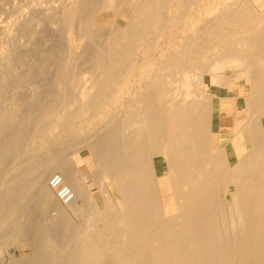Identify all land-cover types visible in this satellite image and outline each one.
Masks as SVG:
<instances>
[{"label":"bare ground","instance_id":"obj_1","mask_svg":"<svg viewBox=\"0 0 264 264\" xmlns=\"http://www.w3.org/2000/svg\"><path fill=\"white\" fill-rule=\"evenodd\" d=\"M78 1L80 8L87 7L85 0ZM93 1L92 5L89 0L85 14L82 11L85 17L81 12L85 30L93 26L100 10L110 9L113 23L108 25L104 45H120V50H98L95 62L101 71L96 68L91 84L85 83L78 94L69 90L76 86L80 72L68 75L64 70L61 79L56 78L58 92L48 96L53 98L50 103L39 106L34 117L21 119L19 130L7 139L8 147L3 148L6 141L0 140V148H9L18 158L0 183V232L11 228L3 245L27 246L28 256L34 257L39 249L56 245L52 227L62 223L69 235L80 231L79 236L74 234L79 239L68 264H264V0ZM70 14L65 20L72 21ZM147 36L149 46L138 48L137 41ZM160 39L164 42L158 47L155 43ZM133 45L144 68L137 69L136 81L144 82L147 91L138 90L132 100H125L130 91L125 84L134 71ZM152 49L160 55L158 63L147 61ZM113 65L123 67L117 71ZM233 81L246 94H233ZM11 99L0 102V131L18 119ZM104 118L108 125L100 138L90 145L78 141L69 145H75L72 151L89 149L96 165L89 177L99 186L100 204L81 179L71 149L63 159L51 157L44 165L36 160L30 183L23 181L31 165L26 172L21 155L36 151L45 137L55 135L48 136L47 131L65 132L77 121ZM30 188L36 216L47 212L58 219L38 229L34 241L21 236L19 225ZM53 252L50 249L48 254ZM8 258V263L17 264L24 257Z\"/></svg>","mask_w":264,"mask_h":264},{"label":"rangeland","instance_id":"obj_2","mask_svg":"<svg viewBox=\"0 0 264 264\" xmlns=\"http://www.w3.org/2000/svg\"><path fill=\"white\" fill-rule=\"evenodd\" d=\"M85 1H86V3H88V5H85V6H87L86 8L88 9L90 7L89 5L92 3V0H90L91 3H89V0L88 1L85 0ZM98 1H100V0H96V2H98ZM70 2H74V0L73 1L72 0L71 1L70 0H0V102H2L5 99V97L12 98L13 101L11 102L10 106L12 108L18 109L15 113V115L18 117L17 121H12L11 122V124L13 123L12 125H10V123H9L6 126V128H4L0 131V140H3V142L6 141V143H7V141H8L7 139H9V137H11L13 132H16L17 130H19V125H20L22 118H24L25 116H28V115L34 117L35 114L37 115L36 112H38L37 110L39 109V106L41 107L40 109H42L43 106L45 107L48 105L47 103H50V100L53 99V98H51V97H53V94L55 95L58 92L56 90H59V87H58L59 81L57 82L58 79H56V78H59V80H60L62 77V75H60V74H64V73L69 72L68 75H70V73H72L74 75V74H76L75 72H77V74L80 72L78 74L80 76V79H77V77H76V79L78 80L76 82V86L74 83L71 86V90H69L70 89L69 86L71 84H67V85H69L68 86L69 89L68 88L67 89L69 90L70 93L72 91L73 94H78L82 88L87 87V85L91 84V78H90L91 74L94 75L98 70H99V72L101 71L100 70L101 67L99 66L100 67L99 68L95 62V55L96 56L99 55L101 53V51H102V53H105V52L108 53L109 51L116 53L118 51L119 47H121L120 45H119V47H118V45L116 46L118 48L113 46L114 48L117 49V51H116V49L113 50V47H111L110 44H109V47H111L110 49L108 46L105 48V45L108 44L107 43L108 40L106 39V38H108V35H109L108 25L111 23V20L113 23V15H112V12L110 9L100 10L99 11L100 13L97 16H95V19L93 20L95 25L93 23H91V24H93V26H89L90 28L88 27L89 29L85 30V27H87V26L85 25V21L83 22L84 18L82 19L81 17L84 16L86 8H80L78 0H75V2H74L75 5H73L74 3L70 4ZM93 2H95V1H93ZM103 2H104V0H103ZM69 4H70V7H69ZM76 4L79 6L75 7ZM93 4L94 3H92V5ZM63 5H68L67 6L68 8L66 6H63ZM63 7H66V9H68L69 11L68 10L66 11V9ZM77 8H80L81 10L77 11L78 10ZM73 9H74V11L72 12ZM82 11L84 12V14ZM64 12H66V13H64ZM81 12H82L83 16L81 15ZM69 13L72 14V15L70 14L71 16L74 15L73 18L70 16L72 21L65 20L66 17L69 16ZM64 14H66V15H64ZM63 16H64V18H63ZM78 16H80V17H78ZM109 17H110V19H107ZM74 18H76L77 21ZM73 19L76 21L75 26L73 25L74 24ZM79 19L80 20L82 19L83 23ZM66 21H68V22H66ZM78 21H80L81 24H79L80 22H78ZM118 21H119L120 25H123V21H121L120 17L118 18ZM69 22H70L71 26L72 25L74 26V27H72L73 29L71 28ZM77 24L82 25V27L79 25L77 26ZM67 25H69L70 27H68ZM65 27H67V28H65ZM75 27L77 28V30L75 29ZM80 27H81V29H80ZM83 27H84V29H83ZM105 27L108 30H104V29H106ZM91 28L92 29L94 28V29L91 30ZM95 28L97 30H95ZM78 29H79V31L81 30V32H79ZM98 29L100 31L102 30V32H104V31L106 33L108 32V34L105 33L106 34L105 35L102 32H101V34H99L100 31H98ZM67 30L69 31V33ZM70 30L72 32H70ZM82 30H84V32ZM90 30L94 31L96 34L98 33L97 35L99 37L94 32H93L94 33L93 34ZM73 32L75 34H73ZM70 33H72L73 35H77V34L78 35L73 36L74 37L73 38L72 34L69 37ZM91 34H93V35H91ZM95 35H96V37H95ZM100 35H102V36H100ZM92 36H94V38H92ZM105 36H106V38H105ZM69 38H73V40L72 39L70 40ZM145 38L148 39L147 41H144L146 43L143 42V40H145ZM100 39H103V40H100ZM162 40L163 39L158 40V42H156L155 44H157L158 47H161L163 45L162 42H164V40L163 41ZM123 41L124 40H122L120 42H123ZM149 41L151 43V40L148 38V36L144 37L143 39L140 38L137 41L139 43V44L137 43V47L138 48H140L141 46L145 47ZM100 43H103V44H100ZM150 43H148L147 45L149 46ZM142 44H144V45H142ZM155 44L153 43L154 46H156ZM133 47H134V45H133ZM103 48L105 49L104 52H103V50H104ZM134 49H135V47L132 49L133 52L131 50V53H133L135 55L131 54V57H130V58H132L131 60L135 61V62L131 61L133 68H134L133 69L134 71H132V74H130L129 81L130 82L133 81L131 84L133 86L135 84V86L133 87L130 84V82H127L125 84V87H126V85L129 84V87L126 88V90L127 89L130 90V91L128 90L129 94L127 92L124 94L123 99H125V100H127L129 98L132 100L133 97H135L138 90H139L138 93L141 92L142 94H144L147 91V87L145 86L144 82H141L140 80L136 81L138 76H139L138 73L140 71H142L144 68H142V67H141L142 69L140 68V66H141V65L139 66V64H141L139 61V60H141L140 53ZM98 50L100 51V53H98L99 52ZM156 52H157V54H156ZM93 53H96V54H93ZM136 53H139V54H136ZM149 53L153 54V55L152 56L150 54L148 55L149 56V59H147L148 62H149V60H150V62L152 61V63L153 62L158 63L160 61V55H158L159 54L158 51H156L155 49H152V51ZM64 56H65V59H64ZM93 57H94V59H93ZM133 58H135V59H133ZM154 58H156V59H154ZM106 60L108 61V59H106ZM157 60H158V62H157ZM91 61L92 62L94 61L93 64ZM136 64H138V66ZM93 65H95V66H93ZM113 66H115V67H113L114 70L117 69V71L118 70L121 71V69L123 67L122 65H119L121 68L120 69L118 65H113ZM116 66H118V68H116ZM135 66H137V67H135ZM62 67H64V68H62ZM61 68L63 71L61 70ZM65 68H67V69H65ZM95 69H96V72H95ZM137 69L139 70V72H137L138 71ZM59 70L61 71V73H57ZM64 70H66V71L64 72ZM229 70H231V68H226L227 73L230 72ZM84 71H85L86 75L84 74ZM62 72H64V73H62ZM92 72H94V73H92ZM56 73L58 76L56 75ZM80 74H82V75H80ZM179 74H180V72H178V74H176L177 78L180 77ZM79 76H78V78H79ZM132 76H134V77L132 78ZM83 77H85L87 79L89 77L90 80L88 79V81H87V79H85V81H84ZM134 81H136V82H134ZM137 82H139L138 84H141V85L138 86ZM85 83H87V85ZM137 88H139V89H137ZM140 89L141 90L143 89L144 91L143 90L140 91ZM230 89L232 90L233 94H236L238 92L241 95H243V94H246V92H247L246 89L238 88L236 82H234V81L230 85ZM224 91L225 90H222V91H220V93L225 94ZM49 95L51 96L50 97L51 99L48 98ZM217 100H218L217 97H214V101H215L214 110L215 111H217V109H218V105L216 103ZM231 102H233V101H231ZM45 103H46V105H45ZM31 121L32 120H30V122ZM107 121H108V118H104L102 120H95L92 122L91 121H82V123H81V121H80V123L77 121L75 123L76 125H73L74 127L75 126L77 127V130H76V128L73 127L74 129L73 128L68 129V131H65V132L61 131L59 128H55V130L52 129V130H50V132L47 131L46 134L48 136L51 134H55V135H52L51 137L49 136L47 138L45 137V140L47 139L46 142L43 145L42 144L39 145L40 147H38V149L36 151L33 150V152L32 151L29 153L26 152L25 155L26 156L28 155L27 157H29V158H26V156L21 155V158L23 157L22 159L24 161V162L22 161V164L24 163L23 165H26L25 166L26 172H29L30 171L29 169H31L32 166H34V165H35L34 167H36V166H38L37 164H39V166H40V163H42L43 165L45 163H49L50 162L49 160H51L53 157H59V158L65 157V153H69L70 149L72 151V149L76 148L75 145L72 148H70V146H69L70 143L74 144V142L78 141V143L79 144L81 143V145H83V146L86 144L88 145L89 143L91 144V142L93 143L94 140L96 141L98 138L101 137L102 133L104 132L103 130L108 125ZM30 122H29V125L27 126V128H30V125H31ZM78 123L81 124L80 127H79ZM23 127H25V125ZM23 127H22V129H23ZM29 130H27L26 135H24V134H22V135L27 136ZM72 130H73V132H72ZM48 132L50 134H48ZM66 132H68V133H66ZM60 133L62 135L61 136L62 138L59 137ZM47 135H44V136H47ZM55 136H56V138H55ZM58 137L60 138L61 144L58 143L59 142ZM67 137H69V138H67ZM48 139H52L53 142H51V144H50V140H48ZM54 140L57 141V142H55L56 144L54 143ZM68 140H70L72 142H70ZM47 141H49V142H47ZM6 143L5 142L2 143L3 145L1 144V146H3V148H4V146L8 147V143L7 144ZM76 146H78V148L80 147V145H76ZM1 148H0V150H1V152H0V155H1L0 156V183L2 182L3 179L6 178L5 176L7 174H10L9 168L13 164L14 158H17V157H14L12 151L8 150L9 148L7 149L5 147L6 150L5 149L3 150V148L2 149ZM3 151L5 152V154ZM6 151H8V153ZM72 152H73L72 153V159L74 160L75 164L77 165V167L80 171L81 177H82V178L81 177L80 178L85 182V184L93 192V194H95V196L99 200V204H100L101 203V200H100L101 196H100L99 186L96 185L91 180V177H89V176L93 175V172L96 168V165L94 163L93 157H92L89 149H87L86 147H83L79 151L73 150ZM31 153L34 154L33 157H32ZM2 154H4L3 158H1ZM24 158H25V160H27V159L28 160L25 161ZM36 160L38 163L36 162ZM31 161L33 162L32 163L33 165L31 164ZM28 165H31V167ZM34 167L32 169H34ZM32 169L29 173H26V175H24V178H23L24 182L30 183V177H32ZM58 174H59V172H57L55 175H58ZM25 177H27L26 181H25ZM28 177H29V179H28ZM73 181L78 182V178H74ZM64 186H67V184ZM30 190H32V188H30ZM30 190H29L30 194H28L29 192L27 193V196L28 195L29 196L28 197L26 196L29 199H27L26 204H24V206H22L23 210H22V216H21V220L19 222V225L21 226V229H22L21 236L23 238L27 239L28 241H34V239H36L34 237H36L38 229H42L44 226H46L47 222H51L53 220L57 221L58 219H55L54 215H51L49 212H48L49 214H46L47 212L42 213V215H41L42 217H39V215H38V217L36 216V214H35L36 212L33 208V206H35V204H33V202H34L33 200L35 197L34 193H33L34 190H32V191H30ZM2 191H3V188L0 186V195L2 194ZM31 192L33 193V197L31 195L32 194ZM55 194H56V191H55ZM46 216H47V218H46ZM75 221H76V223L79 222L76 219H75ZM8 222L10 223V221L8 220V221H6V225L9 226L10 224ZM61 224L59 223L58 227L57 226L52 227V229L54 230L53 232H55L57 235L56 236L57 237L56 245L55 246H49L50 248H48V247L47 248H41V249H46V250L43 251V250L39 249V251H37L39 253L34 254V257L37 256L39 258V261L43 260L44 262H42V263H44V264H51V263L52 264H68V261L70 260L69 257L72 255L70 253L71 252L73 253L72 250L74 249L75 243L77 242L76 237H78L80 235L79 234L80 231H78L79 229L77 228L78 230L77 229H75V230L78 231L79 233H76V232L74 233V230L72 229L73 233L70 232V235H69L68 234L69 232L68 233L66 232L68 230H65V231L63 230V225H65V224H62V225ZM6 225H4V227ZM4 227H3V229H4ZM5 229L8 230V233H7V230H5L6 232L5 231L3 232L2 228H1L2 233L0 232V242H3L2 244L0 243V247H2V248H0V256L2 255V257H0V259L1 260L3 259V262L0 260V263L2 262L1 264H10V262L8 263V261H9L8 257H10V255H14L15 257H18V258L19 257L22 258V256H23L24 257L23 260L25 262L22 260L24 263H22V261L20 263V261H19L18 262L19 264H28V263H26L27 260H25V259H29L31 261L35 260L37 262L38 258L33 259L34 258L33 256L32 257L28 256V254L30 253L29 247H27V246L20 247V245H18V243L17 244L16 243L10 244L8 246L3 245L4 242L6 241V237L9 234L11 228L10 227L8 228L6 226ZM6 233H7V235H6ZM74 234H76V235L78 234V236H75ZM3 237L5 239H3ZM78 239H79V237H78ZM74 240H75V242H74ZM52 247H54V248H52ZM50 249H51V252H52V250H54V252L52 254L51 253L48 254L50 252ZM24 253H26L27 256ZM45 253H47L48 255ZM47 257H48V259H50L52 257L51 259H53V260L50 259L48 262L47 261L45 262V260H48ZM66 259L67 260L69 259V260L67 261ZM33 261H32V263L36 264V262H33ZM39 261L37 263L42 264ZM29 263H31V262L29 261Z\"/></svg>","mask_w":264,"mask_h":264}]
</instances>
